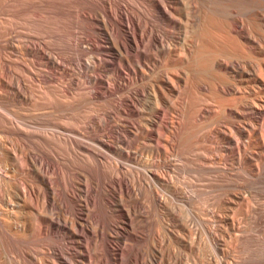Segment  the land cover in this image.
<instances>
[{
	"label": "bare ground",
	"instance_id": "1",
	"mask_svg": "<svg viewBox=\"0 0 264 264\" xmlns=\"http://www.w3.org/2000/svg\"><path fill=\"white\" fill-rule=\"evenodd\" d=\"M0 15V264H264V0Z\"/></svg>",
	"mask_w": 264,
	"mask_h": 264
},
{
	"label": "rangeland",
	"instance_id": "2",
	"mask_svg": "<svg viewBox=\"0 0 264 264\" xmlns=\"http://www.w3.org/2000/svg\"><path fill=\"white\" fill-rule=\"evenodd\" d=\"M0 16H1V15H0ZM2 18H3V16H2ZM2 18L0 17V20H3V22H5V21H4V18H3V19H2ZM0 22L3 23L2 21H0Z\"/></svg>",
	"mask_w": 264,
	"mask_h": 264
}]
</instances>
